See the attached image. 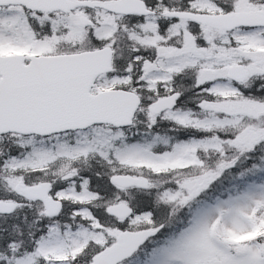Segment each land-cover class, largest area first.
I'll return each instance as SVG.
<instances>
[{"label": "snow or ice", "instance_id": "obj_1", "mask_svg": "<svg viewBox=\"0 0 264 264\" xmlns=\"http://www.w3.org/2000/svg\"><path fill=\"white\" fill-rule=\"evenodd\" d=\"M0 264H264V0H0Z\"/></svg>", "mask_w": 264, "mask_h": 264}]
</instances>
